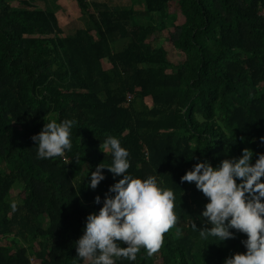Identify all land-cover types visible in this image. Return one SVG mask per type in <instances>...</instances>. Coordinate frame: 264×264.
<instances>
[{
  "label": "trees",
  "instance_id": "1",
  "mask_svg": "<svg viewBox=\"0 0 264 264\" xmlns=\"http://www.w3.org/2000/svg\"><path fill=\"white\" fill-rule=\"evenodd\" d=\"M75 3L82 27L66 32L47 7L0 0V264H87L75 242L122 178L105 168L95 190L86 183L112 163L108 136L129 151V174L173 190L177 216L156 253L116 264H224L245 252L234 229L222 243L200 237L208 198L180 178L198 160L264 153V0ZM64 119L75 121L72 149L38 158L32 136Z\"/></svg>",
  "mask_w": 264,
  "mask_h": 264
},
{
  "label": "clouds",
  "instance_id": "2",
  "mask_svg": "<svg viewBox=\"0 0 264 264\" xmlns=\"http://www.w3.org/2000/svg\"><path fill=\"white\" fill-rule=\"evenodd\" d=\"M74 124L70 119L44 123L32 136L37 157H64L73 147ZM260 141L264 143V136ZM101 150L112 156V163H100L89 171L87 185L95 190L105 179V168L122 178L109 186L102 207L88 214L83 235L75 242L77 257L87 264H116L120 258L135 261L141 248L151 256L160 249L163 234L177 222L174 192L162 188L155 176L136 178L129 174L130 154L119 138L108 136ZM253 155L245 148L239 157L224 159L216 166L207 159L198 160L180 178L182 183L194 182L208 198L200 213L209 225L200 230L202 239L214 237L222 243L235 238L233 229L246 234L241 241L246 251L226 257L224 264H264V153L255 163ZM94 202L101 204V196L97 195ZM12 207L15 209L16 204Z\"/></svg>",
  "mask_w": 264,
  "mask_h": 264
},
{
  "label": "rangeland",
  "instance_id": "3",
  "mask_svg": "<svg viewBox=\"0 0 264 264\" xmlns=\"http://www.w3.org/2000/svg\"><path fill=\"white\" fill-rule=\"evenodd\" d=\"M29 1L31 2L32 5L36 7H42V8L47 7L49 8V10L54 11L57 14V18L60 21L62 28L66 32H72L76 28L82 27L79 9L77 4L75 3V0H29ZM103 1L108 2V4L111 7H114L115 5L131 7L130 5H132V0H103ZM11 4L16 5V2L13 1ZM49 4L52 7H48L47 5ZM133 5H134L133 8H135L136 10L143 9L140 4H133ZM138 21L140 23H146L147 19L146 17H141L138 19ZM162 36L164 37L165 40L161 39L160 41L163 42L164 45H168L167 49L170 51V55L173 56V59L180 61L182 57L178 54V52L172 48L170 43L166 44V42H168L169 40L168 31L163 32ZM122 43L124 45V42H121V45ZM119 46L120 44L118 46L116 45L115 48L119 49ZM12 197L18 200L17 191L12 192Z\"/></svg>",
  "mask_w": 264,
  "mask_h": 264
}]
</instances>
